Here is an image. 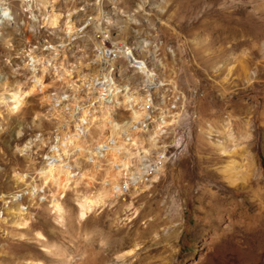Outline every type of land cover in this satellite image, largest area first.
Returning <instances> with one entry per match:
<instances>
[{
	"label": "rangeland",
	"instance_id": "rangeland-1",
	"mask_svg": "<svg viewBox=\"0 0 264 264\" xmlns=\"http://www.w3.org/2000/svg\"><path fill=\"white\" fill-rule=\"evenodd\" d=\"M43 1L0 0V264H64L53 255L79 259L87 248L110 259L135 248L129 264H264V0ZM45 12L61 14L58 24L45 25ZM68 12L76 25L71 39L63 24ZM100 41L117 87L109 102L97 91ZM31 52L41 59L35 71ZM33 75L42 89L16 108L12 91ZM131 94L150 96L136 137L152 163L162 164L156 179L147 173L140 184L111 166L109 154L93 151L102 115L125 123L132 109L124 96ZM81 100L80 149L66 144L59 165L68 167L44 180L40 168L60 128L68 122L74 132L79 110L69 112ZM160 122L165 131L150 145ZM107 179L117 180L119 194ZM99 193H106L104 203L80 216L79 201Z\"/></svg>",
	"mask_w": 264,
	"mask_h": 264
},
{
	"label": "bare ground",
	"instance_id": "bare-ground-1",
	"mask_svg": "<svg viewBox=\"0 0 264 264\" xmlns=\"http://www.w3.org/2000/svg\"><path fill=\"white\" fill-rule=\"evenodd\" d=\"M48 2H50V0L43 1L44 7L48 4ZM54 12H51L48 16H46L47 14L45 12L44 19H42L45 25H48L50 27V26H55L58 24V22L60 21L59 18L61 14L59 15ZM3 13H2V16H3ZM72 16H73V12H68V14L66 15V20L63 23L65 25L64 29L68 31L67 36L69 39H71V37L73 36L74 34L73 32L76 31L75 21L73 20L74 18H72ZM84 22H86V20H84ZM97 46L99 49L100 57H103L102 59H104V63L102 64L103 67L101 69V73L98 77L96 76L98 85H101L100 86L101 88H98L97 91H98L99 97L103 98V101L109 102V99L112 96V92L115 91L117 88L114 85V83H112L113 81L110 77L111 75L110 68L112 67V61L111 63L108 61V58L106 56V50H105L106 46H104L103 42L102 41H100V43L97 42ZM107 46L111 47L112 51L119 50L122 55L128 56V53L130 54V51L127 49V46L125 45L124 46L120 45L118 47L116 43H113V44L107 43ZM29 61L31 63L30 67L32 66L35 71L36 63L40 62L41 59L35 53L31 52L29 55ZM107 62L110 63L108 67H107ZM137 67L145 73V76L149 82H154L153 80L154 73L152 72V70L144 66L142 62L138 64ZM42 68L44 71L45 67H42ZM41 83H42L41 76L33 75V82L28 83V85L25 88H22L21 86H19V84L15 86V88L13 87L14 90L11 93L13 94L11 98L14 99L16 108L19 107V103H22L26 95L34 93L35 90L37 89H42ZM103 86L107 87L105 91L103 89L104 88ZM63 95L66 96L65 93H63ZM53 97L56 99V103L54 105L56 104L59 105V102H60L58 99L59 96H57L56 94ZM124 102L127 103V105H129L132 109L131 113H129L130 114L129 119L126 122L124 121L125 123L123 124L121 123L122 124L121 125L119 124L118 121L113 119L111 115L109 114L102 115L101 133H100V137L98 141H96V144L93 146V151L97 152L100 155L109 154L110 159H111L110 160L111 166H113L117 170L125 169V171H127L129 180L133 184H137V183L140 184V182L143 181L144 177H146L145 175H147V173H151L152 176L150 179H156L159 176L160 170L162 168V164L160 163L157 164L158 162L154 164L152 163V161L148 157L151 151L148 148L144 147L143 144H141L142 141L139 142L138 141L139 138L136 137L137 131L146 126L147 120H146L145 114L149 110L150 96L149 94H146L143 98H140V96H134L132 94L125 95ZM76 104H77L76 107L73 108V110H70L69 112L71 113V116L74 117L72 112L74 110L76 111L79 110V112L77 111L79 114L77 118L75 117V120H74L75 123H73L74 132H72V130H69L68 122H66L63 125V127L60 128L59 140H57L58 143L55 144V147L53 148V152L50 154L49 160L47 161L45 166L43 165L44 167L40 168L41 175L43 176L42 179L44 180H52L53 182L56 176H58L59 173L63 172L62 169L60 170L62 166H60L59 164L62 163L63 161L62 152H64V149H65L64 147L66 144L73 143L77 149H80V145H78V143H76L75 140H76V137L79 136V133H80L79 128H85L83 121L86 118L85 113L87 112V107L86 108L84 107L85 103H83L82 100L77 102ZM64 107L66 108L67 105L66 106L64 105ZM78 118H80V120L76 122ZM164 127H166V124H163L161 122L156 125L154 132H153L154 135H152L150 145L155 144L154 143L155 139H157L155 137L159 136L163 132ZM60 150H62V152H60ZM63 167H68V164H65ZM63 174H65L66 176L63 177L61 180L59 179L60 186H66V182L68 180L67 177H68L69 172L66 170L64 171ZM22 180L24 179L22 178ZM106 183L111 184L112 190H117L116 194H119L121 189L117 183V180L107 179ZM62 191H63V188L62 190H60V192ZM28 192H29V197H32L35 195L34 188H31ZM104 194L99 193L96 197H83L82 200L79 201L80 216L83 217L84 215H86L89 212V210L95 205L102 204V202L104 201V198H103ZM112 194H113V191H112ZM13 196L14 197L13 199H11V201H15L16 199H18L17 196L15 195ZM3 197H4L3 195H0L1 200L5 201V198ZM52 197H53V206L57 212V215L60 218L65 219L66 214L64 213V210H63L64 208L63 200H60V198H58V196H56L55 194ZM14 206L15 204L13 203L11 207H14ZM16 208L18 209V211L22 209L20 204H18ZM20 223L24 224L25 222L21 221ZM34 237H35V240L40 242L47 249V252H46L47 254L49 255L54 254V251H52V249L47 245L44 235L42 233L37 232L35 233ZM101 248L103 249V247ZM108 250L113 251V248L108 247L107 252ZM134 250L136 251V249L133 248V249L128 250L127 252L116 253L114 254V258L111 257V259L110 257L103 255L101 250L97 251V250L88 249V248L83 249L82 251L78 253L80 254L79 259H76L74 255H67V254L60 253V252L55 253L53 256L55 257L57 255L64 264H129L128 262H126V259L128 258V254ZM30 264H45V263L43 261H37V262H30Z\"/></svg>",
	"mask_w": 264,
	"mask_h": 264
},
{
	"label": "clouds",
	"instance_id": "clouds-1",
	"mask_svg": "<svg viewBox=\"0 0 264 264\" xmlns=\"http://www.w3.org/2000/svg\"><path fill=\"white\" fill-rule=\"evenodd\" d=\"M5 15H7V13H5Z\"/></svg>",
	"mask_w": 264,
	"mask_h": 264
}]
</instances>
